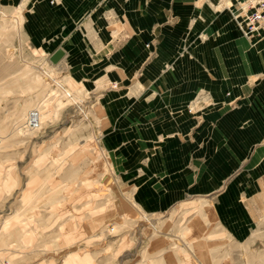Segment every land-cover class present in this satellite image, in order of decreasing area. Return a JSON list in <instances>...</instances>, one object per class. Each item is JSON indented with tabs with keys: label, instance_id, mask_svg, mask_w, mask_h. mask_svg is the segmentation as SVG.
<instances>
[{
	"label": "rangeland",
	"instance_id": "1",
	"mask_svg": "<svg viewBox=\"0 0 264 264\" xmlns=\"http://www.w3.org/2000/svg\"><path fill=\"white\" fill-rule=\"evenodd\" d=\"M202 1L232 9L243 33L241 0ZM59 2L0 0V264H264V165L223 195L165 209L146 157L126 149L133 159L114 164L113 134L99 120L101 98L127 83L88 84L80 64L51 63L72 48ZM34 110L41 126L30 130Z\"/></svg>",
	"mask_w": 264,
	"mask_h": 264
},
{
	"label": "crops",
	"instance_id": "2",
	"mask_svg": "<svg viewBox=\"0 0 264 264\" xmlns=\"http://www.w3.org/2000/svg\"><path fill=\"white\" fill-rule=\"evenodd\" d=\"M107 1L60 0L68 6L60 32L72 44L61 48L64 64H80L88 84L127 83L98 107L114 164L126 149L146 157L165 209L223 195L237 175L264 165V37L247 38L232 9L202 0Z\"/></svg>",
	"mask_w": 264,
	"mask_h": 264
},
{
	"label": "built area",
	"instance_id": "3",
	"mask_svg": "<svg viewBox=\"0 0 264 264\" xmlns=\"http://www.w3.org/2000/svg\"><path fill=\"white\" fill-rule=\"evenodd\" d=\"M241 3L246 6V9L240 8L245 24L244 35L246 37L259 36L264 32V0H241ZM40 119L39 111H31L28 114L26 128L30 130L39 129L41 126Z\"/></svg>",
	"mask_w": 264,
	"mask_h": 264
},
{
	"label": "water",
	"instance_id": "4",
	"mask_svg": "<svg viewBox=\"0 0 264 264\" xmlns=\"http://www.w3.org/2000/svg\"><path fill=\"white\" fill-rule=\"evenodd\" d=\"M65 55V51L60 48L51 56L50 61L52 64L58 65L65 58Z\"/></svg>",
	"mask_w": 264,
	"mask_h": 264
},
{
	"label": "bare ground",
	"instance_id": "5",
	"mask_svg": "<svg viewBox=\"0 0 264 264\" xmlns=\"http://www.w3.org/2000/svg\"><path fill=\"white\" fill-rule=\"evenodd\" d=\"M244 6H245V5H244ZM241 7L246 9V6H245V7H243V5H242ZM40 123H41V122H40Z\"/></svg>",
	"mask_w": 264,
	"mask_h": 264
}]
</instances>
